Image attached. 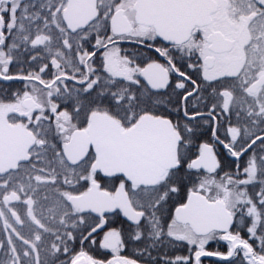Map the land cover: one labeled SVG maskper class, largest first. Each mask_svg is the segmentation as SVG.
I'll use <instances>...</instances> for the list:
<instances>
[{
	"label": "snow or ice",
	"instance_id": "obj_1",
	"mask_svg": "<svg viewBox=\"0 0 264 264\" xmlns=\"http://www.w3.org/2000/svg\"><path fill=\"white\" fill-rule=\"evenodd\" d=\"M212 257L264 264V0H0V264Z\"/></svg>",
	"mask_w": 264,
	"mask_h": 264
},
{
	"label": "flooded vegetation",
	"instance_id": "obj_2",
	"mask_svg": "<svg viewBox=\"0 0 264 264\" xmlns=\"http://www.w3.org/2000/svg\"><path fill=\"white\" fill-rule=\"evenodd\" d=\"M217 247V245L213 242L211 245H210V250H215V248ZM223 250V248H222ZM203 262L204 264H222L221 261H219L218 258L216 257H212V258H203Z\"/></svg>",
	"mask_w": 264,
	"mask_h": 264
},
{
	"label": "trees",
	"instance_id": "obj_3",
	"mask_svg": "<svg viewBox=\"0 0 264 264\" xmlns=\"http://www.w3.org/2000/svg\"><path fill=\"white\" fill-rule=\"evenodd\" d=\"M17 87H19V85H16Z\"/></svg>",
	"mask_w": 264,
	"mask_h": 264
}]
</instances>
